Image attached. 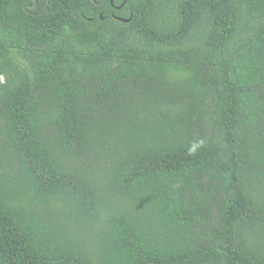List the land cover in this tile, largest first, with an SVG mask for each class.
Here are the masks:
<instances>
[{
    "label": "trees",
    "instance_id": "trees-1",
    "mask_svg": "<svg viewBox=\"0 0 264 264\" xmlns=\"http://www.w3.org/2000/svg\"><path fill=\"white\" fill-rule=\"evenodd\" d=\"M36 1L0 0V264H264V0Z\"/></svg>",
    "mask_w": 264,
    "mask_h": 264
},
{
    "label": "water",
    "instance_id": "water-1",
    "mask_svg": "<svg viewBox=\"0 0 264 264\" xmlns=\"http://www.w3.org/2000/svg\"><path fill=\"white\" fill-rule=\"evenodd\" d=\"M95 2V0H93ZM37 3V1L35 0V4L34 5H30V6H35ZM121 21H124V22H127L129 21L130 19H126V18H119Z\"/></svg>",
    "mask_w": 264,
    "mask_h": 264
}]
</instances>
